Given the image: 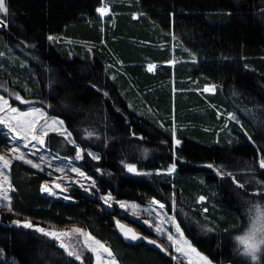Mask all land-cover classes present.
I'll list each match as a JSON object with an SVG mask.
<instances>
[{
    "label": "trees",
    "instance_id": "obj_1",
    "mask_svg": "<svg viewBox=\"0 0 264 264\" xmlns=\"http://www.w3.org/2000/svg\"><path fill=\"white\" fill-rule=\"evenodd\" d=\"M103 1L5 0L0 81L42 102L77 145L100 156L93 160L85 153L76 161L99 194L160 201L214 264H264V254L249 261L235 244L249 208L264 202L258 163L264 157V0H106L110 14L101 17ZM174 57L172 66L166 63ZM146 62L164 64L149 72ZM208 85L215 91H199ZM127 87L151 107L164 104L165 113L173 108L183 124L176 131L179 145L169 123L160 126L139 112L136 97L129 105ZM86 130L94 135L87 137ZM6 141L0 131V150ZM45 146L75 157L74 145L56 133L48 134ZM121 161L151 174L129 173ZM172 163L175 172L164 173ZM47 178L22 160L11 161L12 211L0 205V264H91L16 220L40 227L77 223L105 242L119 264H183L144 240L125 239L116 221L126 215L75 184L68 185L70 199L46 196L41 187Z\"/></svg>",
    "mask_w": 264,
    "mask_h": 264
},
{
    "label": "snow or ice",
    "instance_id": "obj_2",
    "mask_svg": "<svg viewBox=\"0 0 264 264\" xmlns=\"http://www.w3.org/2000/svg\"><path fill=\"white\" fill-rule=\"evenodd\" d=\"M102 15L105 14L108 9L106 7H101L97 9ZM0 13L7 14L8 8L5 4V0H0ZM48 39L51 41L54 38L49 36ZM3 53H0L2 56ZM154 65L149 64L148 70L152 71ZM0 87H3L0 85ZM7 92L8 90L5 89ZM204 91H215V86H206ZM105 96L108 93H104ZM9 96L14 99V101H18L20 104L24 105H31L35 103L34 101H30L25 99L19 92H9ZM50 107V105H49ZM228 118L231 120H235L239 123V120L233 113H228ZM0 125H2L6 132L3 133L5 138L9 139V143L13 146L9 148V152L13 153L14 158L18 160H22L24 163L31 165L33 168L40 169L43 171L41 167V163L35 162L32 159H28L23 152H21L20 148L15 146L17 143H23L24 148L31 147L36 151L40 149L37 148V145L44 146L45 145V138L48 136L49 132H56L62 137L65 138L67 143L74 145L75 150V159L80 160L83 159L84 154L86 153L87 156L91 157L93 160H99L100 156L94 152L88 151L86 149H82L79 145L76 144L75 139L72 138V133L68 132L66 128H64L63 120H59L57 118H48L47 113L43 110V108L38 107H29L27 111H22L18 107H14L8 97L0 95ZM163 126V125H162ZM87 137H92L94 135L93 132L87 131L85 132ZM247 135V133H245ZM172 136L176 145H179L181 141L175 138V129L173 128ZM249 140L252 139L251 136L248 137ZM35 142V143H33ZM36 151H33L31 154L36 155ZM148 149L144 150V155L147 156ZM55 159V157H54ZM40 160L43 161L44 157L41 156ZM0 177H3V181L7 182L8 177L4 175L2 169L8 168L11 160L7 158L5 154H0ZM121 163L126 168L127 172L133 173L136 175H150L151 173H143L137 169L135 164L126 163L121 161ZM259 168L264 169V157L259 159ZM49 167H52L51 163L48 164ZM209 168H213L214 165L209 164L207 165ZM176 164L172 163L166 170V174H172L175 172ZM57 172L64 173L65 169L63 167H57L55 169ZM72 172L77 173L80 177H85V173L82 172L79 168L72 167ZM100 171V169H97ZM51 175V173H49ZM156 175L162 174L161 170H157ZM217 175L224 176H232L233 180L235 177L232 173H224L217 169ZM86 179H91L90 177H85ZM57 180H62L61 177H57ZM79 183V181H76ZM55 189H60L61 191H66V188L63 186L62 182H53ZM84 187L83 184L80 185ZM91 187H95V182L92 181ZM239 187H244V185L240 184ZM11 188L9 184L6 188L4 183H0V201H6L7 204L3 205L7 208L8 211H12L10 201L11 197L8 195V191ZM42 192H47L51 196H56L58 193L53 191V188L50 187L47 183L42 185L41 187ZM85 191H89L88 188H85ZM175 193H173V205L175 204ZM63 199L67 200L70 199L69 196L65 195ZM100 199L109 207H111V201L113 197L111 193L107 195L101 196ZM206 198L204 196H200L198 198L199 201H204ZM121 208H126L128 205L125 202L117 201ZM151 204L159 205L160 209H164L165 205L160 203V201L153 198ZM133 209L137 207V205H131ZM207 211V209H205ZM249 213L251 214V227L246 231L243 235L236 236L235 239L239 245L242 246V254L248 255L251 257L253 261L257 259V251L260 249V245H264V207H262L259 203L252 205L249 208ZM16 225H22L24 228L33 229L38 233H41L44 236H48L56 241L59 242V246L64 248L65 251L69 256H74L76 260H81V256L79 252L75 251L73 247L65 244L63 242L64 237H70L73 234H77V238L83 237L84 245L89 248L93 253L96 254V264H117L115 258H113L111 250L102 244L100 241L96 240L94 237L91 236L90 233L85 232L83 229L80 228H73V229H65L63 231L57 230H49L45 229L44 227H40L38 225H34L31 221L25 220L20 221L16 220L13 221ZM145 224H150V221L145 220ZM171 223L175 227L176 233L178 234V238L175 237L170 231L167 233V240L170 241L175 248L177 253H181L184 257L188 258L189 264H194V261L191 259L192 254L202 262V264H211L208 261L207 257L202 256L196 248H194L191 242L184 237V233L181 230L180 224L176 222L175 217L171 218ZM117 227L123 232L126 238L130 237L132 240L138 239V234L131 228H127L125 225L120 224L119 221H116ZM155 231L157 234H164V230L161 228L160 225H156ZM259 233V235H258ZM144 239H148L144 237ZM149 243L157 244L155 240H149ZM158 247H163L162 245H157ZM107 254L109 259H104L103 254ZM176 259V257H173Z\"/></svg>",
    "mask_w": 264,
    "mask_h": 264
},
{
    "label": "rangeland",
    "instance_id": "obj_3",
    "mask_svg": "<svg viewBox=\"0 0 264 264\" xmlns=\"http://www.w3.org/2000/svg\"><path fill=\"white\" fill-rule=\"evenodd\" d=\"M107 1L108 2H113V1L116 2V0H107ZM101 7H106L108 9V11L105 14H103V15L100 12L97 11V14H99L101 17H104L105 15L110 14V8L107 5L106 0L103 1ZM2 14L3 13H0V16ZM134 16L136 17L137 15H134ZM65 41L71 42V40H65ZM77 43H80V45L83 46V47H86V48L88 47V43H86V42H77ZM160 47H162V46L160 45ZM173 48H174V46L170 45L169 50H170L171 53L173 52ZM176 60L177 59L174 57L169 62H166V63H168L170 66H172L176 62ZM149 64L154 65V68L152 70V71H154L157 68L158 65H162L164 63L146 62V64H145V70L146 71H149L148 70V65ZM152 71H149V72H152ZM172 80L173 79H171V81ZM0 85L3 86V87H0V95L8 97L9 100H10V103H12L14 107H18L22 111H27L29 107H38V108H43V110L45 111V108H44L42 102L41 103L37 102V100L34 99V98L33 99H31V98L29 99L28 97H24L20 91H17L15 89L10 88L9 86H7L6 82L0 81ZM173 85H174L173 82H171V91H172V93L174 91H176L175 87H173ZM129 86H132V85L129 84ZM208 86H212V85H208ZM205 87L206 86H204L199 91L200 92L201 91L202 92H206V91H204ZM127 88H128L127 91L129 93H131L130 94V98H128L129 105L130 106L133 105L134 97L139 99L138 100V103H140L139 109L144 111V112L143 111H139V112H142V113H144L146 115H149L150 117H154L156 119V121L160 124V126H162L163 124L167 125L166 123H169V125H167V126H168V128H169L171 133L173 131V128L175 129V138H176L177 126H180V125H183V124H179L177 122V119H175L173 108H171L169 113L168 112L165 113V112H163L164 104L160 105V107H161L160 109L159 108H155L153 106L151 107L150 105H147L145 102H143L141 100L142 96H139L138 93L134 94L135 92H134L132 87H127ZM5 89H7L8 91L6 92ZM132 91H133V93H132ZM9 92H19L25 99H28L30 101H34L35 103H33L31 105L20 104L18 101H14V99L9 96ZM211 92L212 91H209V92H206V93H211ZM133 108H136V106H133ZM47 117L48 118H57V119L61 120L60 118H58L56 116L49 115L48 113H47ZM226 118L229 119L228 115L226 116ZM224 127H226V123L221 124L220 129H223ZM64 128H66V127L64 126ZM0 131L2 133H4V132H6V129L2 125H0ZM49 133H51V132H49ZM53 133H56V132H53ZM56 134H58V133H56ZM63 139H65V138L63 137ZM6 140H7L6 141L7 148L3 149V150H0V154H5L7 156V158H9L12 161L15 158H14L13 153L9 152V148L12 147L13 145L9 143V139L8 138H6ZM33 143H35V142H33ZM15 146L19 147L21 152H23L28 159H32L35 162L41 163V167L43 168V172H46L48 174L47 180L44 181L42 183V185L47 183L50 187L53 188V191L57 192L58 194L56 196H51L47 192H43V194H45L46 196L54 197V198L55 197H64L65 195L68 194L67 188H68V185H70V184H75V185L79 186L80 189H82L83 191H85V188H88L89 191H85V192L92 193L96 197H101V196L107 195V194L101 195V194H99L97 189H95L94 187H91L92 179H90V180L86 179L85 177H90L86 173H85V177H80L77 173L71 171L72 167L79 168L78 165L76 164L77 159H75V157L73 159H70V158H67V157H64V156H60V155L56 154L55 152L51 151L45 145L44 146L37 145V148L40 149L39 151H36L35 149H32L31 147L24 148L23 143H17ZM33 151H36V155H32L31 154ZM41 156L44 157L43 161L40 160ZM54 157H55V159H54ZM49 162L51 163L52 167L48 166ZM0 163H2V162H0ZM57 167H63L65 169V172L64 173L57 172L55 170ZM2 170L4 172V175H6L8 177V180H7V182H4L3 181V177H0V183H4V186L7 188L9 184L11 185L10 179H9V167L8 168H4ZM49 173H51V175ZM164 173H166V172H164ZM57 177H61L62 180H57ZM54 181L55 182H62L63 186L66 188V191H61L60 189H55L54 183H53ZM76 181H79V183H77ZM81 184H83L84 187H81L80 186ZM261 192H263L261 189H259V188L255 189V193H261ZM11 194H12V186H11V188L8 191V195L10 197H11ZM259 195H262V194H259ZM117 201L125 202V204L128 205V207L121 208L120 205L117 203ZM151 201H149L146 204H141V203H138L136 201H130V200H125V199H123V200H112L111 201V205L113 203V205H114L113 207L114 208H117L120 213H124L126 215V216H123V217H125L124 220H122L121 218H118L117 221H119L120 224L125 225L127 228L133 229L138 234V237H139L138 239L144 240L147 243H149L148 242L149 240H155L157 242V244H152V243H149V244L154 245V246L162 245L163 247H159V248H161L163 251L168 253L172 257V259L174 261H181L183 264H189L188 258L184 257L181 253H177L175 251V248L173 247L172 243L167 240V233L169 231L175 237L178 238V234L176 233L175 227L171 223V218L173 217V215L171 213H168L165 210V208L164 209H160L159 205L151 204ZM7 203L8 202H6V201H0V205L1 206L5 205ZM102 203H104V202L102 201ZM133 204L137 205V207L135 209H133L131 207V205H133ZM259 204L262 207H264V202L259 203ZM104 205L108 206L105 203H104ZM4 208H6V207H4ZM251 218H252V216L250 214V218H249V221H248L245 229L241 233L236 235V236L243 235L246 231H248V229L251 227ZM145 220L150 221V224H145L144 223ZM20 221H25V220H20ZM156 225H160L161 226V228L164 230V234H157V232L155 231ZM19 226H22V225H19ZM44 228L45 229H49V230H57V231H63L65 229H69L70 230V229H73V228H80V229H83L85 232L89 233L84 227H82L81 225H79L77 223H71V224H68V225H65V226H47V227H44ZM118 231L123 235V237L125 239L132 240L130 237L126 238L124 236L123 232H121V230L119 228H118ZM258 235H259V233H258ZM91 236L94 237L92 234H91ZM46 237L50 238L48 236H46ZM144 237H147L148 239L146 240V239H144ZM184 237L186 238L185 235H184ZM94 238L96 240L100 241L106 247H108V245L105 242L97 239L96 237H94ZM50 239H52V238H50ZM62 239H63V242L65 244L73 247L75 251L79 252V254L81 256V260H77L78 262L83 263V262L89 260V261H91V264H96V254L93 253L89 248H87L84 245V243H83L84 238L83 237L77 238V234H73L70 237H64ZM138 239H136V240H138ZM54 241L59 246V242L56 241V240H54ZM235 244H236L238 250L240 251V253H242V251H243L242 246L237 243L236 239H235ZM61 249L67 254V252L65 251L64 248H61ZM199 253L202 256H204L201 252H199ZM263 254H264V245H260V249L257 251V258L259 259L260 256L263 255ZM245 256L248 258L249 261H253L250 256H248V255H245ZM71 257L74 258V256H71ZM103 257H104V259H109L107 257L106 253L103 254ZM173 257H176V259H174ZM113 258H115L114 255H113ZM191 259L194 261V264H202V262L195 256V254H192ZM115 260H116L117 264H119L116 258H115ZM208 261H210V260L208 259ZM211 264H214V263L211 262Z\"/></svg>",
    "mask_w": 264,
    "mask_h": 264
},
{
    "label": "water",
    "instance_id": "obj_4",
    "mask_svg": "<svg viewBox=\"0 0 264 264\" xmlns=\"http://www.w3.org/2000/svg\"><path fill=\"white\" fill-rule=\"evenodd\" d=\"M1 26H3V24H1Z\"/></svg>",
    "mask_w": 264,
    "mask_h": 264
}]
</instances>
